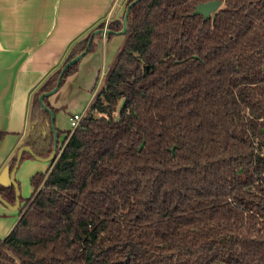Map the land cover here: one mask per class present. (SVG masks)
Returning <instances> with one entry per match:
<instances>
[{
    "label": "trees",
    "instance_id": "trees-1",
    "mask_svg": "<svg viewBox=\"0 0 264 264\" xmlns=\"http://www.w3.org/2000/svg\"><path fill=\"white\" fill-rule=\"evenodd\" d=\"M206 1L127 0L123 43L79 125L32 177L0 264H264V0L193 14ZM90 35L34 93L21 162L53 153L55 109L40 97ZM0 195L24 200L12 183Z\"/></svg>",
    "mask_w": 264,
    "mask_h": 264
},
{
    "label": "crops",
    "instance_id": "crops-1",
    "mask_svg": "<svg viewBox=\"0 0 264 264\" xmlns=\"http://www.w3.org/2000/svg\"><path fill=\"white\" fill-rule=\"evenodd\" d=\"M126 2L0 0V133H3L0 177L3 184L14 178L20 189L18 179H25L23 175L45 172L51 166L52 160L30 157L20 162L12 173H3L28 132L34 93L63 64L77 41L101 28L107 17L110 21L124 17ZM124 37L120 32L96 36L95 47L79 60L77 70L48 96V102L55 109L57 130L73 113L85 114ZM64 134L65 131L59 137L60 143ZM41 167L42 171H38ZM30 189L31 196L34 187ZM24 204L25 199L18 207L0 199V241L18 221Z\"/></svg>",
    "mask_w": 264,
    "mask_h": 264
},
{
    "label": "water",
    "instance_id": "water-1",
    "mask_svg": "<svg viewBox=\"0 0 264 264\" xmlns=\"http://www.w3.org/2000/svg\"><path fill=\"white\" fill-rule=\"evenodd\" d=\"M131 4H133V2L130 3V5H128L126 7V10H125V13H124V17H123V22H122L123 26H122V29L119 31L120 33H123V34L126 32V29H127V18H128L129 8H130ZM221 5H222V1L221 0H209V1H206V2H201V3L196 5L195 10L193 11V14H195V15L201 14V15L204 16V19H208V18H210L212 16V14L214 12H216L221 7ZM104 31L106 33L112 32V30L110 28H108V29H104V28L95 29L90 35V38H89V41L87 43L86 49L82 53H80L79 55H77L76 57L72 58L70 61H68V62H66L64 64V66L62 67L61 73H60L59 82H58L57 87L55 89H53L52 91H50V92H48V93H46V94H44V95H42L40 97V102H41V104L43 105L44 108L48 109L47 105L43 101V98L45 96H47V95H50V94L54 93L60 87L61 78L63 76V73L67 69V67L70 64L80 60L85 55V53L89 50L95 35L99 34V33H103ZM51 115H52L53 128H54V131H55V148H54V151L49 157H46V158H40V157H38L36 155H35V157L39 158V159H46V160H52L53 161V158L55 156L57 147L59 145V136H58L57 129H56V126H55V115H54L53 111H51ZM23 150L32 152L31 149L28 146H21L19 148V152H18V156H17V158H18L17 159V163L15 164L14 168L10 171V167H9V164H8V166H6V168L4 169V172H3L4 174H7L9 172L12 173L16 169L18 164L21 162L20 161V156H21V153H22ZM2 180L3 179L0 177V182L1 183H2ZM10 183L15 185V187L17 189V193H18V195H20L19 186H18L17 181L14 178H12ZM0 199L3 202H5V203H7L9 205H12L9 202H7L6 200H4L1 195H0ZM19 204H20V200L18 199L16 204H14V205L16 207H18Z\"/></svg>",
    "mask_w": 264,
    "mask_h": 264
},
{
    "label": "rangeland",
    "instance_id": "rangeland-1",
    "mask_svg": "<svg viewBox=\"0 0 264 264\" xmlns=\"http://www.w3.org/2000/svg\"><path fill=\"white\" fill-rule=\"evenodd\" d=\"M104 26V25H103ZM102 79H103V77H102ZM102 82V81H101ZM120 103H122V102H120ZM74 114V113H73ZM61 128L59 129V131L60 132H66V131H68V130H70L72 127H71V123H70V119L69 118H66V120L63 122V125L62 126H60ZM42 168L43 167H41V168H39L38 169V171H42ZM37 173V172H36ZM36 173H34V175L36 174ZM34 175H32V176H30V175H23L24 177H25V179L24 178H19L18 180L21 182V187H20V189H19V191H20V195H21V197L23 198V199H26V198H28L29 196H30V193H31V186H32V177L34 176ZM18 181V182H19Z\"/></svg>",
    "mask_w": 264,
    "mask_h": 264
},
{
    "label": "built area",
    "instance_id": "built-area-1",
    "mask_svg": "<svg viewBox=\"0 0 264 264\" xmlns=\"http://www.w3.org/2000/svg\"><path fill=\"white\" fill-rule=\"evenodd\" d=\"M109 23H110V18L107 17L106 20H105L103 28L104 29H108L109 28ZM103 34L106 35V32L104 31ZM83 116L84 115L82 113H74L70 117V123H71L72 130L75 129L79 125V123H80L81 119L83 118ZM61 144L62 143H59V146H61Z\"/></svg>",
    "mask_w": 264,
    "mask_h": 264
}]
</instances>
